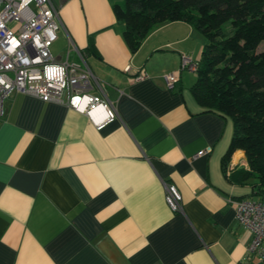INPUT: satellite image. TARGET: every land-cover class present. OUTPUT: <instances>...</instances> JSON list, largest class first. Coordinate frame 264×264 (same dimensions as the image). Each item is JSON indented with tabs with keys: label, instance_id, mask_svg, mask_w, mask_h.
<instances>
[{
	"label": "crops",
	"instance_id": "1",
	"mask_svg": "<svg viewBox=\"0 0 264 264\" xmlns=\"http://www.w3.org/2000/svg\"><path fill=\"white\" fill-rule=\"evenodd\" d=\"M51 1L61 21L53 57L80 62L83 53L117 117L98 129L63 104L6 99L0 264H264L247 260L252 232L236 219L234 200L260 199L232 180L247 168L236 162L242 151L223 163L232 121L198 103L196 73L180 68L184 54L199 59L202 36L170 22L131 52L110 0ZM138 71L147 77L134 79ZM174 71L168 90L162 76ZM164 182L178 189L181 211L168 206Z\"/></svg>",
	"mask_w": 264,
	"mask_h": 264
},
{
	"label": "trees",
	"instance_id": "2",
	"mask_svg": "<svg viewBox=\"0 0 264 264\" xmlns=\"http://www.w3.org/2000/svg\"><path fill=\"white\" fill-rule=\"evenodd\" d=\"M110 1L131 52L170 22H186L202 36L191 91L205 109L231 119L224 167L241 149L247 168L232 170V180L252 184L264 199V0Z\"/></svg>",
	"mask_w": 264,
	"mask_h": 264
},
{
	"label": "built area",
	"instance_id": "3",
	"mask_svg": "<svg viewBox=\"0 0 264 264\" xmlns=\"http://www.w3.org/2000/svg\"><path fill=\"white\" fill-rule=\"evenodd\" d=\"M61 21L51 0H0V119L5 101L12 92H20L63 104L88 116L98 129L116 119L113 106L94 89L100 88L83 54L80 62L57 60L51 46L57 40ZM196 60L182 55L181 70L195 71ZM147 77L138 71L134 79ZM168 90H175L178 73L166 72ZM165 199L175 212L182 210L178 189L164 182ZM236 219L252 232L246 258H264V199L241 198L235 201Z\"/></svg>",
	"mask_w": 264,
	"mask_h": 264
},
{
	"label": "rangeland",
	"instance_id": "4",
	"mask_svg": "<svg viewBox=\"0 0 264 264\" xmlns=\"http://www.w3.org/2000/svg\"><path fill=\"white\" fill-rule=\"evenodd\" d=\"M53 46V45H52ZM52 46H51V48H52ZM83 54V53H82ZM83 56H84V54H83ZM84 58H85V56H84ZM94 75V74H93ZM78 112V111H77ZM80 113V112H79ZM83 114V113H82ZM85 115V114H84ZM87 116V115H86ZM87 118H88V116H87ZM89 119V118H88ZM94 125V124H93ZM95 126V125H94ZM96 127V126H95ZM104 127V126H103ZM97 128V127H96ZM238 150V149H237ZM239 150H241V149H239ZM236 151V150H235ZM242 151V150H241ZM243 154H244V152L242 151V153H241V155L239 156L240 158L236 161V162H240L241 160H245V158H244V156H243ZM246 161V160H245ZM244 161V162H245ZM239 199H241V198H239ZM236 200H238V199H236ZM236 200H234V201H236Z\"/></svg>",
	"mask_w": 264,
	"mask_h": 264
}]
</instances>
